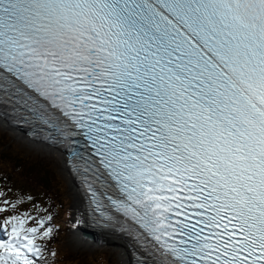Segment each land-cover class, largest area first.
Here are the masks:
<instances>
[{
  "label": "snow or ice",
  "instance_id": "obj_1",
  "mask_svg": "<svg viewBox=\"0 0 264 264\" xmlns=\"http://www.w3.org/2000/svg\"><path fill=\"white\" fill-rule=\"evenodd\" d=\"M0 105L69 146L136 264H264V0H0ZM28 219L0 264H37Z\"/></svg>",
  "mask_w": 264,
  "mask_h": 264
},
{
  "label": "rangeland",
  "instance_id": "obj_2",
  "mask_svg": "<svg viewBox=\"0 0 264 264\" xmlns=\"http://www.w3.org/2000/svg\"><path fill=\"white\" fill-rule=\"evenodd\" d=\"M17 135V133L10 129H6L0 123V145H5L10 149H16L18 152L47 162L57 174L60 181L59 185L62 184L61 187H57L56 189V192L61 198V202L66 203L69 207L72 205L73 208L74 198L72 197L71 186L68 182L65 171L63 170V167L66 166L64 164V160L62 159V154L57 151L49 149L46 150L44 147L38 146L35 142L32 143V141H30V139L23 134L21 136ZM5 169L10 170L9 167H5ZM12 178V186L10 188H7L0 182V193L9 190L11 195L10 201L13 205L16 204V201H24L21 204V208L25 209V211H30L33 205L42 206L45 201L48 200V195L43 187L29 183L30 181L24 179L17 173H13ZM61 192H64V198ZM29 197H31V199H29ZM10 216H13V212L10 210L4 211L0 214V229H2V232L7 237V240L9 237L4 230V221ZM57 219L61 223V228L57 232L52 231V234L49 237L51 241H54L59 249V260L57 264H123L120 250L110 244L97 245L94 243L95 240L92 239V241H89L91 243V245H89L90 247L87 246L85 249L78 247L76 243L71 241L72 225L69 232V219H62L61 215H58ZM10 231L11 224L7 226V232ZM108 237L109 236H106V238Z\"/></svg>",
  "mask_w": 264,
  "mask_h": 264
},
{
  "label": "trees",
  "instance_id": "obj_3",
  "mask_svg": "<svg viewBox=\"0 0 264 264\" xmlns=\"http://www.w3.org/2000/svg\"><path fill=\"white\" fill-rule=\"evenodd\" d=\"M5 167H9L10 169L6 172L7 182H9L13 173H17L25 179L30 180L31 183L33 182L34 185L41 186L46 189L52 197V204L54 206H58L61 198L56 192V189L57 187H61L62 184L59 185L60 181L57 174L47 162L18 152L16 149H10L5 145H0V170H3ZM61 193L64 198V192Z\"/></svg>",
  "mask_w": 264,
  "mask_h": 264
},
{
  "label": "bare ground",
  "instance_id": "obj_4",
  "mask_svg": "<svg viewBox=\"0 0 264 264\" xmlns=\"http://www.w3.org/2000/svg\"><path fill=\"white\" fill-rule=\"evenodd\" d=\"M12 131H14V130H12ZM15 133H17V132H15ZM17 134H18V136L22 135V133H20V132H18ZM36 142H37L38 146L44 147V149H46V150L49 149V150L57 151L58 153L60 152L62 154L61 156H62V159L64 160V164L66 166V167H63V170L65 171V174L67 176L68 182H69V184L71 186L72 197L74 198V205H73L74 216L73 217L75 219L78 218L79 208L81 206V203L83 202V199L81 197V194H80V191H79V188H78V184L75 181L74 176L71 174L69 167H67V165H66V161H67V158L69 156L68 153L66 151L60 149V148H56V147L50 146L48 144H44V143L39 142V141H36ZM74 190H75L76 193L74 192ZM107 236H109L108 238L105 237V239H107L106 240L107 241V245L110 244V245L116 247V249L120 250V254H121V257H122V260H123V264H132L131 252H130V249L128 248V246H127L126 240H124L122 237H120L118 235H115V234H109ZM71 241L76 243V245L78 247H80L81 249H85L87 246L91 245V243L89 241H92V240H91V238L82 239L80 237V235L76 234L74 237L71 238Z\"/></svg>",
  "mask_w": 264,
  "mask_h": 264
},
{
  "label": "water",
  "instance_id": "obj_5",
  "mask_svg": "<svg viewBox=\"0 0 264 264\" xmlns=\"http://www.w3.org/2000/svg\"><path fill=\"white\" fill-rule=\"evenodd\" d=\"M6 123H7L8 125H11V123H10V122H8V121H6ZM76 234H78V231H76V230H73V236H75Z\"/></svg>",
  "mask_w": 264,
  "mask_h": 264
}]
</instances>
